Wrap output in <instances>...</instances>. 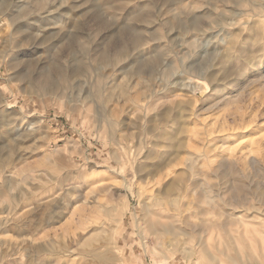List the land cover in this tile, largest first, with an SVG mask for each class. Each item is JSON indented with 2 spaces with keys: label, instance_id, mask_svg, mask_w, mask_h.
<instances>
[{
  "label": "rangeland",
  "instance_id": "obj_1",
  "mask_svg": "<svg viewBox=\"0 0 264 264\" xmlns=\"http://www.w3.org/2000/svg\"><path fill=\"white\" fill-rule=\"evenodd\" d=\"M0 264H264V0H0Z\"/></svg>",
  "mask_w": 264,
  "mask_h": 264
},
{
  "label": "bare ground",
  "instance_id": "obj_2",
  "mask_svg": "<svg viewBox=\"0 0 264 264\" xmlns=\"http://www.w3.org/2000/svg\"><path fill=\"white\" fill-rule=\"evenodd\" d=\"M201 198L202 199H200V201H197L198 203H195L196 204L195 206L198 210L202 207H205L206 211H209V210L215 208V201H216L215 195L213 194V190L209 186H207L206 184L202 187ZM151 207L153 208L154 216H156L157 219H154V220L152 219L151 224H150V229L154 233V235L156 236L158 244L161 246H164L166 243V237H167L168 233H172L175 230L170 223L169 224L167 223L166 220H168V219L172 220L177 216L178 219L184 221V215H181L182 211L180 210L181 202L178 201L177 199H165L163 197L151 195ZM174 209L177 210V214H174L172 212ZM108 211H109V209H108ZM108 211H104L107 214L102 213L100 216H103L104 214L107 216L110 215L111 213L109 212L110 213L109 214ZM195 211H197V210L195 209L193 203L189 202L188 205L186 206V212L191 216L194 214ZM75 213H76V210H75L74 214ZM88 219L90 220V222H91V220H93L92 217H90V216ZM88 219H86V223H88L87 222ZM95 221H97V218H95ZM82 224H84V223H82ZM218 227L219 226L217 224L210 223L205 228L208 232H210V231L216 230Z\"/></svg>",
  "mask_w": 264,
  "mask_h": 264
}]
</instances>
